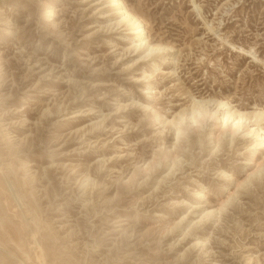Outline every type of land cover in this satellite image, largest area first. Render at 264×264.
Wrapping results in <instances>:
<instances>
[{
	"label": "rangeland",
	"instance_id": "374dc122",
	"mask_svg": "<svg viewBox=\"0 0 264 264\" xmlns=\"http://www.w3.org/2000/svg\"><path fill=\"white\" fill-rule=\"evenodd\" d=\"M121 1L0 0V264H264V0Z\"/></svg>",
	"mask_w": 264,
	"mask_h": 264
},
{
	"label": "bare ground",
	"instance_id": "6f19581e",
	"mask_svg": "<svg viewBox=\"0 0 264 264\" xmlns=\"http://www.w3.org/2000/svg\"><path fill=\"white\" fill-rule=\"evenodd\" d=\"M113 6L118 9L119 11V17L120 21L122 23H125L127 25L128 29L131 30V33L134 35V37L137 39V43L134 44L135 49H143V58L149 57L154 51H161L165 49V47L161 45H150L148 44L147 41H145V37H143V25L141 24L142 21L132 15L123 5L121 0H109ZM145 31V30H144ZM192 108H191V114H190V122H196L200 118L205 117L207 114L211 118L221 119V124H222V129L224 130L225 127L227 126V123H229L228 119H232V125L230 127V132L231 134H235L242 128V123L244 120H246V115L239 113L236 118L232 116L229 112L226 113V117H219L220 111L222 109H225L228 107L229 103L226 100H215L213 98H206V99H193L192 100ZM212 107V108H211ZM240 112V111H239ZM252 116L257 118V119H262L264 118V111H257L253 112ZM247 121V120H246ZM182 122V121H181ZM180 124L177 127V131L175 134V140H178V137L180 133L182 132V124ZM189 123V122H188ZM217 123V122H216ZM225 132V131H224ZM246 135L248 136H256L260 139V142L258 143L259 145H264V131L261 128H255L254 126H251V128H248V131L246 132ZM264 147V146H263ZM239 187V186H238ZM211 212L208 211L206 212L205 216H208Z\"/></svg>",
	"mask_w": 264,
	"mask_h": 264
}]
</instances>
